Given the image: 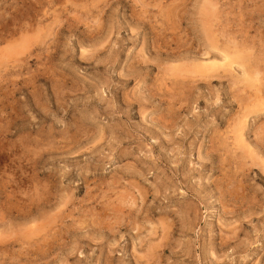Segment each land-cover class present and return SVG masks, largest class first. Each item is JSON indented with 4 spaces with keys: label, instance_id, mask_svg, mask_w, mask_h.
Segmentation results:
<instances>
[{
    "label": "rangeland",
    "instance_id": "374dc122",
    "mask_svg": "<svg viewBox=\"0 0 264 264\" xmlns=\"http://www.w3.org/2000/svg\"><path fill=\"white\" fill-rule=\"evenodd\" d=\"M0 231V264H264V0H0Z\"/></svg>",
    "mask_w": 264,
    "mask_h": 264
},
{
    "label": "bare ground",
    "instance_id": "6f19581e",
    "mask_svg": "<svg viewBox=\"0 0 264 264\" xmlns=\"http://www.w3.org/2000/svg\"><path fill=\"white\" fill-rule=\"evenodd\" d=\"M208 2H209V1H208ZM211 2H212V1H211ZM46 4H47V3H46ZM209 5H210V4H209ZM44 8H45V7H44ZM207 13H208V12H207ZM206 16H207V15H206ZM211 20H212V19H211ZM164 23H165V22H164ZM224 24H225V23H224ZM173 25H174V24H173ZM204 25H206V24H204ZM206 27H208V26L206 25ZM224 28H225V27H224ZM209 29H210V28H209ZM209 29H208V30H209ZM208 30H207V33L209 32ZM45 31H46V30H45ZM216 33H218V32H216ZM206 35H208V34H206ZM215 36H216V35H215ZM231 37H232V35H231ZM38 38H39V37H38ZM213 40H214V39H213ZM251 40H252V39H251ZM216 42H217V41H216ZM218 42H219V41H218ZM10 43H11V42H10ZM212 45H213V44H212ZM213 46H214V45H213ZM216 46H217V45H216ZM250 47H251V46H250ZM229 48H230V47H229ZM161 49H162V48H161ZM219 49H220V48H219ZM222 49H223V48H222ZM205 51H206V50H205ZM224 52H225V51H224ZM237 55H238V54H237ZM238 56H239V55H238ZM238 56L235 57V58H237V59L239 58V59H240L241 56H240V57H238ZM242 56H243V55H242ZM235 58L230 57V56L228 55V56L225 58V59L227 60L226 63H227L228 65L234 63V61H235L234 59H235ZM244 58H245V56H244ZM235 62H236V61H235ZM224 63H225V61H224ZM209 64H210V63H209ZM217 64H218V63H217ZM220 64H221V63H220ZM220 64H219V65H220ZM222 64H223V63H222ZM239 64H240V63H239ZM214 65H215V63H214ZM223 65H224V64H223ZM228 65H226V66H228ZM234 65H235V64H234ZM201 66H202V65H201ZM208 66H209V65H208ZM220 66H222V65H220ZM230 66H232V65H230ZM213 67H214V66H213ZM213 67H212L211 69H213ZM206 68H207V67H206ZM209 68H210V67H209ZM239 68H240V67H239ZM221 69H222V68H221ZM223 69H224V68H223ZM211 71H212V70H211ZM253 71H254V70H253ZM203 72L206 74V72H205L204 70H203ZM207 73H208V72H207ZM246 73H247V72H246ZM175 74H176V73H175ZM194 74H195V73H194ZM245 75H246V74H245ZM206 76H207V75H206ZM208 76H209V75H208ZM199 77H200V76H199ZM202 77H203V76H202ZM214 77H215V76H214ZM211 78H212V77H211ZM249 78H250V77H249ZM254 78H255V77H254ZM259 91H260V90H259ZM240 103H241V102H240ZM256 107H257V106H256ZM262 113H263V112H262ZM241 124H242V123H241ZM241 138H242V137H241ZM262 172H263V171H262ZM34 228H35V227H34ZM45 228H46V227H45ZM28 230H29V229H28ZM34 230H35V229H34ZM0 232H1V231H0ZM44 237H45V236H44ZM163 239H164V238H163ZM0 240H2V238H1ZM151 244H152V243H151ZM153 245H154V244H153ZM156 245H157V244H156ZM148 252H149V251H148Z\"/></svg>",
    "mask_w": 264,
    "mask_h": 264
}]
</instances>
